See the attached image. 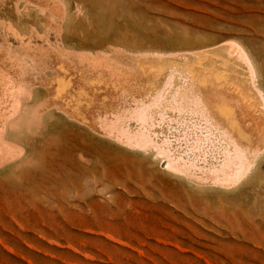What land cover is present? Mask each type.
I'll list each match as a JSON object with an SVG mask.
<instances>
[{
	"label": "rangeland",
	"instance_id": "374dc122",
	"mask_svg": "<svg viewBox=\"0 0 264 264\" xmlns=\"http://www.w3.org/2000/svg\"><path fill=\"white\" fill-rule=\"evenodd\" d=\"M16 1L0 0V44L16 51L27 46L48 50L66 62L82 54L96 63L86 64L92 70H46V79L57 78L48 86L36 75L33 88L46 91L44 101H25L27 111L17 130L0 139L21 146L12 160H0V264H264V135L250 169L240 179L222 184L207 173L229 146L217 127L211 128L216 136L207 144L211 149L206 146L197 160L189 140L203 137L204 124L194 127L186 115L181 130L179 118L185 115L174 109L176 104L166 111L161 105L152 109L156 116H147V121L137 112L139 101H149L162 86L176 52H203L208 65L219 66L217 76L233 78L239 87L233 66L216 65L213 58L218 48L227 46L240 57L235 64L246 72L248 90L243 85L240 92L242 87L236 86L237 90L213 89L214 101H226L221 105L229 119L223 112L220 122H231L233 126L225 124L229 131L239 130L243 138L251 135L255 118L264 122V0H42L40 6L56 11L57 18L48 17L34 3L22 16L17 11L26 8ZM18 17L29 35L23 36L29 42L21 47L10 27L12 23L22 28ZM59 34L69 36L61 41ZM198 76L192 75L185 96L163 100L193 101L192 93L209 92ZM9 89H2L7 91L2 100L12 101ZM206 94L203 101H209ZM248 103L254 110L244 112ZM42 104L49 105L35 112ZM142 125L154 128L159 139L169 135L173 153H183L179 156H186L187 163L195 161L194 168L174 171L154 147L139 148L135 140L127 144L124 129L138 133ZM182 132L188 139L180 137Z\"/></svg>",
	"mask_w": 264,
	"mask_h": 264
},
{
	"label": "bare ground",
	"instance_id": "6f19581e",
	"mask_svg": "<svg viewBox=\"0 0 264 264\" xmlns=\"http://www.w3.org/2000/svg\"><path fill=\"white\" fill-rule=\"evenodd\" d=\"M42 0H17L16 1V5L18 7L21 6L22 3H24L23 6H25L26 10L25 12H22L21 13L19 12L20 10H18L17 12L19 14H21L23 16V13L27 14L29 12V8L30 6L29 5H32L34 3V5H37L39 7V9L44 13L46 11L48 17L50 18H57V13L56 11L53 12H49V9L46 10L44 9L43 7H41L40 3H41ZM49 2V1H48ZM46 5V4H45ZM63 6V5H62ZM77 8V7H75ZM52 11V10H51ZM63 11V10H62ZM56 16V17H55ZM50 20V19H49ZM17 21L21 24L22 28H15V26H13L12 23H10V27L12 28V36H14L19 42V46L20 45H23V43H25V40L23 36L27 35V39L29 38L28 36V31H27V27H26V24L24 22V20H22V18H17ZM46 27V26H45ZM9 28V26H8ZM57 29V27L55 28ZM54 29V30H55ZM3 30V29H2ZM9 30V29H8ZM7 30V31H8ZM47 30V29H46ZM60 30V29H59ZM10 31V30H9ZM49 31V29H48ZM57 32V30H56ZM59 33V32H58ZM43 34V33H42ZM61 35V41H63V37H68L69 35H66V34H59V36ZM4 38V37H3ZM40 38V37H39ZM60 38V37H59ZM6 40V39H4ZM46 40V39H45ZM6 42V41H4ZM29 40H26V43H28ZM82 42V41H81ZM48 43V42H47ZM82 44V43H81ZM33 45V44H32ZM49 45V44H48ZM228 45V44H227ZM21 47V46H20ZM24 47V46H23ZM22 47V48H23ZM35 47V46H34ZM231 47V46H230ZM28 46L27 48H23V50H14L12 49L10 46H4L2 44H0V139L1 138H6V135H11L12 132L16 131L17 129H15L17 127V123L20 122L24 116V114L26 113L27 109L25 110V107H26V104H25V100H28L31 95H32V88L34 85H37L35 83V78H38L40 75H41V79L44 83V85L48 86L49 82L52 81V83L54 84V78H56V76L53 77V80H49V79H46L44 76H43V72H45L46 70H56V69H63V71H66L65 69H71L73 67H77L79 68V66L81 68H87L88 65L90 67H93L95 65V61L94 59H90L88 58V56L86 55H82V54H76L78 55V59L76 58H73L75 55L72 56V59H69L68 61L69 62H66L65 60H62L60 58H58V54L56 55L55 52H52L51 50V54L48 50H42V49H39L37 48V50H28ZM60 48V47H59ZM30 49V48H29ZM216 49V48H215ZM117 50V49H115ZM232 50V49H231ZM229 49V47L227 46H222L220 48H218V50H212V51H216L215 53H213V58L216 57L217 58V63L216 65H220V64H225V65H228L229 67L233 66V68L236 70V77H237V80H239L238 82L241 84H239L240 86L239 87H242L241 90H239L240 88L236 86V84H238L236 82V84L234 85V81H232V79H229L228 78V82L226 81L227 78H224L223 77H220V76H217L219 72H221L219 70V66H215V64L213 65H208L209 63L206 62V58L204 57V54L203 52H198V53H193V54H187V55H181L182 53H177L174 54L173 53V57L172 58H177L176 60H174V62L172 63V67L169 69L168 73H167V76L165 78V81L163 82L162 86L159 88V90H157V92L153 95V97L149 100V101H139V103L141 102V105L139 106V110H137V112L139 113V115L142 117V120H145L147 116H150V117H153L154 115H151V111L152 109L155 110L156 107H158V109L161 107V110H164L166 111L168 109V107L170 108L171 106L173 107L174 104H176V106H174L173 108L177 111H180L182 114L185 115L184 118H179V125H180V129L182 130L184 127H185V119H186V115L191 119V121L193 122V126L194 127H199L200 124H204L203 125V128H204V135L202 134V138H196L195 140H189V142H193L191 144H189L190 147L188 148H193V150H197V156L196 159L198 160L204 152H206L204 148H206V146H209L207 145L208 143L211 144V142H209L210 140H212V138L216 137L214 136L213 134V131L211 130L212 127H217L216 129L218 131H220L219 134L225 136L228 140V143L227 145L229 146H223L224 148L222 149V158L220 161H218L217 159H215L217 162V164L215 163H212L213 165L208 167V177L211 176L213 179L217 180L218 182H221L222 184H225V183H228L229 180H233L232 182H234L235 180H238L240 179L244 174L245 172L248 170L250 164L252 163V160H253V157L256 155V153L260 151V149L263 147V143L261 144V140L263 139V135H264V122L261 121V119H258L257 117L255 118V121H254V126H253V131L251 133V135L249 134L246 138H243L242 135L240 133H237L236 131L234 133H232L231 131H229V129H227V125L228 123H225L227 125H223L222 123H224V120L223 122L221 123L220 121V117H221V113L224 112V108H222V103L226 101H214V97L215 96V92H213L214 90L213 89H219L220 87L221 88H239V92L242 91L243 89V86H246L244 87V91H247L248 90V86L246 84V82L248 81V79H245L247 78L245 73L243 72V70L241 69V67H239L238 63L235 64V61H237V59L239 60L240 57L238 58V55L237 53H233ZM237 50V49H236ZM21 51V53H20ZM46 51V52H45ZM65 51V50H64ZM241 51V50H240ZM239 51V55L241 54ZM81 52V51H78V53ZM83 52V51H82ZM118 53L117 54H120L119 51H117ZM205 52V51H204ZM244 52V51H242ZM58 53V52H57ZM83 53H86L87 52H83ZM116 53V52H114ZM208 53V52H207ZM55 54V55H54ZM246 54V53H245ZM67 55H72V52L71 51H68ZM155 55H157L155 53ZM160 55V56H159ZM162 54H158L159 57H161ZM206 55V53H205ZM244 55V54H243ZM57 57L58 60H55V58ZM136 55L132 56V57H135ZM180 56V57H179ZM67 57V56H66ZM164 57V56H162ZM161 57V59H162ZM200 57V61L197 60L198 58ZM242 57V56H241ZM244 57V56H243ZM246 57V56H245ZM69 58V57H68ZM94 58V57H93ZM129 58V57H128ZM145 58V57H144ZM205 58V59H204ZM213 58L212 61H213ZM247 58V57H246ZM154 59V58H153ZM158 60L157 61H160L159 58H157ZM166 59V58H164ZM209 59V60H211ZM71 60V61H70ZM75 63H74V61ZM97 60V59H95ZM99 60V59H98ZM102 60V59H101ZM169 60V59H167ZM166 60V61H167ZM171 60V59H170ZM243 59H241L242 61ZM248 60V59H247ZM140 61H143V60H140ZM163 61V60H161ZM245 61V60H244ZM78 64H77V63ZM107 62V61H106ZM168 62V61H167ZM150 63V62H149ZM159 63V62H158ZM170 63V62H169ZM212 63V62H210ZM214 63V61H213ZM245 63H248V62H245ZM88 64V65H86ZM144 64L143 62H141V65ZM102 65V64H101ZM109 65V64H108ZM111 65V64H110ZM109 65V66H110ZM145 65V64H144ZM170 65V64H169ZM224 65V66H225ZM112 66H115L113 65L112 63ZM136 66V65H135ZM146 66V65H145ZM151 66V65H150ZM215 66V67H214ZM221 66V65H220ZM248 66V65H247ZM250 66V65H249ZM88 67V69L90 68ZM95 67V66H94ZM137 67V66H136ZM139 67V66H138ZM137 67V68H138ZM142 67V66H141ZM149 67V65H148ZM226 67V66H225ZM86 68L84 70H86ZM169 68V67H168ZM247 68V67H246ZM251 69V67H249ZM113 69V68H112ZM143 69V68H142ZM90 70H92L90 68ZM108 71V69H106ZM117 71V69H114ZM119 70V69H118ZM121 70H122V67H121ZM231 70V68H230ZM254 70V69H253ZM68 71V70H67ZM79 71V70H77ZM99 71H101V69H99ZM120 71V70H119ZM152 71V70H151ZM149 71V72H151ZM199 74V76L202 78L201 82L203 85L201 86H204L205 82H206V89L209 91V92H203L205 90H203V94L201 92H195V93H192L190 91L191 94V97H194V100H190V101H175V98H174V101H164L167 97L169 98L170 97H178L179 94H182L185 96V91H184V88L186 85H188L189 83L191 84V79H192V75L195 74L196 72ZM249 73L248 70H245ZM93 72V71H92ZM118 72V71H117ZM116 72V73H117ZM153 72V71H152ZM151 72V73H152ZM89 73V72H88ZM99 73V72H98ZM134 73V72H133ZM254 73V72H253ZM64 74V73H63ZM103 74V73H102ZM131 74V73H130ZM136 74V73H135ZM157 74V73H156ZM161 74V73H160ZM212 75V77H207L209 75ZM214 74L216 75V77L214 76ZM36 75L38 77H36ZM53 75V74H52ZM70 75V74H69ZM92 75V73H91ZM91 75H88V76H91ZM210 75V76H211ZM250 75V74H249ZM72 76V75H71ZM149 76H150V73H149ZM156 76V75H155ZM198 76V77H199ZM248 76V74H247ZM252 77H254L252 74H251ZM256 76V75H255ZM35 77V78H34ZM58 78L61 77V76H57ZM108 77V75L106 76ZM136 77V76H135ZM52 78V76H51ZM76 78V77H75ZM111 79V77H109ZM156 78V77H155ZM35 79V80H34ZM62 79V77H61ZM69 79V78H68ZM200 79V78H199ZM236 79V78H235ZM251 78H249L250 80ZM38 80V79H37ZM59 80V79H58ZM57 80V81H58ZM89 80V79H87ZM91 80V79H90ZM97 80V79H96ZM102 80V79H101ZM139 80V79H138ZM137 80V81H138ZM206 80V81H205ZM42 81H37L38 84H43ZM63 81V80H62ZM94 81V80H93ZM230 81V82H229ZM70 82V80H69ZM67 82V83H69ZM140 82V81H139ZM200 82V83H201ZM250 82V81H249ZM248 82V83H249ZM60 82H58L59 84ZM63 83V82H62ZM65 83V84H67ZM132 83V82H131ZM157 83V82H156ZM198 83V84H200ZM245 83V84H244ZM252 83V82H251ZM64 84V85H65ZM103 84H106V82H103ZM129 84V83H128ZM139 84V83H138ZM69 85V84H68ZM102 85V84H101ZM243 85V86H242ZM253 85V84H252ZM9 86V90H11L9 92L10 94V97L12 98V101H4L2 100L4 97H6V92L7 91H4L2 92V89L3 88H8ZM74 86V85H73ZM106 86V85H105ZM135 86V85H134ZM190 85H188L187 87L189 88ZM194 86V85H192ZM197 86V85H196ZM236 86V87H235ZM64 87V86H63ZM66 87V86H65ZM186 88V89H188ZM193 88V87H192ZM191 88V90H192ZM205 88V87H204ZM254 88V87H253ZM95 89V88H94ZM99 89V88H98ZM185 89V90H186ZM190 89V88H189ZM255 89V88H254ZM198 90V89H197ZM237 90V89H236ZM64 91V90H63ZM193 91V90H192ZM195 91V89H194ZM193 91V92H194ZM257 91V90H256ZM238 92V93H239ZM262 92V91H261ZM205 93H207V97L209 101H203L202 98L205 97ZM235 93V92H234ZM259 93V91H258ZM247 94V93H246ZM91 96V93L88 94ZM194 95V96H193ZM204 95V96H202ZM227 95V94H226ZM245 94H243V97H244ZM259 95V94H258ZM64 96V95H62ZM181 96V95H180ZM183 96V97H184ZM187 96V95H186ZM189 96V95H188ZM85 97V96H84ZM226 97V96H225ZM235 97V95H234ZM20 99L21 101H18V99ZM64 98V97H63ZM86 98V97H85ZM83 98V99H85ZM181 98V97H179ZM189 98V97H187ZM210 98V99H209ZM238 98V96H237ZM164 99V100H163ZM177 99V98H176ZM186 99V98H185ZM163 100V101H162ZM171 100V99H170ZM213 100V101H212ZM240 101V100H239ZM135 102V101H134ZM166 102V103H164ZM231 102V101H230ZM245 102V101H244ZM246 102H249V101H246ZM253 102V101H252ZM62 103H66L64 104L65 106H68L71 107L69 104L70 103H67V102H62ZM121 103V102H120ZM228 103V102H227ZM226 103V105H227ZM241 103V102H240ZM251 103V102H250ZM248 103V104H250ZM41 104V103H40ZM138 104V103H137ZM49 105V104H48ZM48 105H45L42 104V105H39L37 106V108L35 109V112H41L42 110H44V107L47 108ZM121 105V104H120ZM134 105V104H133ZM161 105V106H160ZM231 105L232 102H231ZM261 105V104H260ZM259 105V106H260ZM10 106V108H8ZM58 106V105H56ZM114 106V105H113ZM160 106V107H159ZM224 106V105H223ZM242 106V105H241ZM254 105H247V106H243L242 108H245L243 109L244 112L246 110H254ZM115 107V106H114ZM171 107V108H172ZM230 107V106H229ZM8 108V110L6 109ZM68 108H65V109H68ZM134 108V106H133ZM228 108V107H227ZM257 108V107H256ZM255 108V109H256ZM263 108V107H262ZM7 111H6V110ZM157 109V110H158ZM229 109V108H228ZM131 110H134L131 108ZM169 110V109H168ZM173 110V111H175ZM6 111V112H5ZM24 111V113H22ZM130 111V110H129ZM161 112L162 114L164 113ZM227 111V110H226ZM8 112L10 114H8ZM43 112V111H42ZM135 113H137L136 111H134ZM168 112V111H167ZM176 112V111H175ZM21 113V114H20ZM34 113V112H32ZM73 113V112H72ZM159 113V112H158ZM157 113V114H158ZM166 113V112H165ZM173 113V112H172ZM177 113V112H176ZM180 113V114H181ZM226 112H224L223 114V118L225 117ZM39 114V113H38ZM76 114V113H75ZM128 114V113H127ZM130 114V113H129ZM134 114V113H133ZM161 114V115H162ZM175 114V113H174ZM179 114V113H177ZM181 114V115H182ZM221 114V115H220ZM132 115V114H131ZM159 115V114H158ZM157 115V116H158ZM168 115V114H167ZM114 116V115H113ZM112 116V117H113ZM127 116V115H126ZM156 116V115H155ZM160 116V115H159ZM164 116V114H163ZM40 117V116H39ZM135 117V115H134ZM162 117V116H161ZM170 117V116H169ZM231 117V115L229 116ZM144 118V119H143ZM155 118V117H153ZM168 118V117H166ZM202 119L204 121L200 122L196 119ZM227 118V119H226ZM226 120H228L229 118L226 116ZM112 120V118H111ZM129 120V119H128ZM137 120V119H136ZM140 120V118H139ZM153 120V119H152ZM156 120V119H154ZM153 120V121H154ZM107 121V120H106ZM131 121V120H130ZM147 121V120H145ZM149 121H150V118H149ZM148 121V122H149ZM158 121V120H157ZM168 121V120H167ZM234 121V120H233ZM34 122V121H33ZM129 122V121H127ZM145 123V122H143ZM155 123V122H153ZM159 123V122H158ZM114 124V123H113ZM116 124V123H115ZM128 125V123H125ZM147 124V123H146ZM160 124V123H159ZM230 126H233L231 125V122L229 123ZM242 125V124H241ZM92 126V125H91ZM114 126V125H113ZM117 126V125H116ZM146 126V125H145ZM145 126L142 125V129L139 130L138 133L136 132H132V130H130L129 128H125L124 131L126 132L128 138L127 140L125 141L127 144H131L133 142H131L132 140H135V144L138 145V147L140 148H149L150 149L152 147H154V149H156L157 153L155 152V154H159L161 155L162 157H165V161L167 163V168L169 169H172L174 171H180V172H186L187 170L189 171L190 169L192 170V168L190 167H193L194 163H196L195 161L193 163H187L185 158L186 156L182 157V156H179L180 154H174L173 152V148L172 147V144L171 142H174L173 140L170 142V138H169V135H164L162 136L161 139L158 138L159 134L157 133V131L153 128H150V129H147ZM150 126V124H149ZM153 127H155L154 125H152ZM229 126V127H230ZM151 127V126H150ZM172 127V124H170V119H169V122H167L166 124V130H170ZM228 127V128H229ZM235 127V125H234ZM240 127V126H239ZM156 128V127H155ZM237 127H235L234 130H236ZM121 129V128H120ZM119 129V130H120ZM152 129V130H151ZM160 129V128H159ZM163 129V128H162ZM161 129V130H162ZM242 129V128H241ZM122 130V129H121ZM136 130V129H135ZM172 130V129H171ZM170 130V131H171ZM184 130V129H183ZM123 131V130H122ZM169 131V132H170ZM107 132V131H106ZM119 132V131H118ZM160 132V131H159ZM165 132V131H164ZM186 132V131H185ZM185 132H182V136H179L180 137H186L188 139V135L187 133ZM121 133V132H120ZM167 133V132H166ZM172 133V132H171ZM16 134V133H15ZM169 134V133H167ZM103 135V134H102ZM174 134H172L171 136H173ZM197 137L198 135L195 134ZM201 135V134H200ZM216 135V134H215ZM101 136V135H99ZM107 136V135H106ZM126 136V137H127ZM178 136V137H179ZM220 136V135H219ZM218 136V138H219ZM245 136V135H244ZM176 137V136H175ZM177 137V138H178ZM225 137L223 139H225ZM182 138H179L181 141ZM183 138V139H184ZM185 138V139H186ZM104 139H107V138H104ZM172 139V138H171ZM173 139H175L173 137ZM184 139V140H185ZM4 140V139H3ZM183 140V143H185ZM214 140V139H213ZM212 140V142H213ZM220 140V138L218 139ZM112 141V140H111ZM115 142V141H114ZM160 142V143H159ZM176 142V140H175ZM178 142V141H177ZM182 142V141H181ZM188 142V140L186 141ZM188 142V143H189ZM223 142V141H222ZM221 142V143H222ZM226 142V141H224ZM223 142V143H224ZM113 143V141H112ZM182 143V144H183ZM125 144V143H123ZM226 144V143H225ZM119 145V144H117ZM185 144H183V147L185 148L187 146H184ZM178 146V145H177ZM19 145L17 146L15 143H11L10 141L8 140H4V141H1L0 140V160L1 161H5L8 162L7 160H12L13 157L12 155L16 152L17 153V150L21 149ZM176 147V145H175ZM179 147V146H178ZM211 147V145L209 146V148ZM231 147V148H230ZM182 148V146L180 147ZM179 148V149H180ZM207 147V149H209ZM204 149V150H203ZM211 149V148H210ZM264 149V148H263ZM23 150V149H22ZM181 150V149H180ZM188 151V149H185ZM184 150V151H185ZM155 151V150H154ZM190 151V150H189ZM211 151V150H210ZM210 151H209V154H210ZM221 151V150H220ZM219 151V153H221ZM191 152V151H190ZM195 152V151H194ZM20 153V152H19ZM185 153H187L185 151ZM213 154V152H211ZM183 154V153H182ZM181 154V155H182ZM208 154L207 157H209L210 155ZM216 154V153H215ZM190 155V154H189ZM192 155V154H191ZM194 155V153H193ZM192 155V156H193ZM207 155V154H206ZM18 156V155H17ZM191 156V157H192ZM194 156V157H195ZM213 156V155H212ZM218 156V155H217ZM220 156V154H219ZM189 157V156H188ZM206 157V156H205ZM206 157V158H207ZM187 158V157H186ZM204 159V158H203ZM208 159V158H207ZM211 161H212V158H210ZM189 160V159H188ZM201 160V159H199ZM213 160V161H215ZM0 161V162H1ZM204 161V160H203ZM202 161V162H203ZM207 162V160H205ZM205 161H204V164H205ZM210 161V160H209ZM211 161H210V164H211ZM192 162V161H191ZM4 163V162H2ZM200 166L202 165L201 163H199ZM208 164V163H206ZM215 164V165H214ZM193 165V166H192ZM197 166V165H196ZM254 166V165H253ZM203 166H201L202 168ZM194 168V167H193ZM200 168V170H202ZM198 169V168H197ZM206 170L207 168H203V170ZM250 169V168H249ZM194 170V169H193ZM196 170V169H195ZM204 170V171H205ZM199 171V170H198ZM197 173H200L198 172ZM203 171V172H204ZM190 172V171H189ZM187 172V175L190 173ZM192 172V171H191ZM206 172V171H205ZM196 173V172H195ZM202 173V172H201ZM194 172L192 173L191 176H194L195 178V175H193ZM199 175V174H198ZM196 175L197 177H200L203 179V177H201L200 175L198 176ZM204 175V174H202ZM205 176H207V174L205 173ZM196 177V178H197ZM207 177V178H208ZM190 178V177H189ZM198 178V180L200 181L201 179ZM210 178V177H209ZM208 178V179H209ZM206 179V177H205ZM211 179V178H210ZM197 180V179H196ZM204 180V179H203ZM215 181V182H217ZM230 181V182H231ZM214 182V181H213ZM231 182V184H233Z\"/></svg>",
	"mask_w": 264,
	"mask_h": 264
},
{
	"label": "crops",
	"instance_id": "0c3cea01",
	"mask_svg": "<svg viewBox=\"0 0 264 264\" xmlns=\"http://www.w3.org/2000/svg\"><path fill=\"white\" fill-rule=\"evenodd\" d=\"M10 41V40H8ZM46 97V91L43 88L36 87L32 89V95L28 100L25 101H44ZM11 136V135H9Z\"/></svg>",
	"mask_w": 264,
	"mask_h": 264
}]
</instances>
